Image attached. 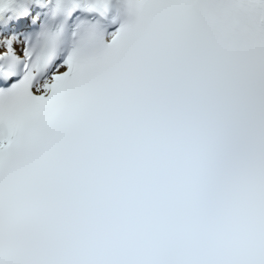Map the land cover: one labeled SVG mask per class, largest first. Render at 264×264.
<instances>
[{
  "label": "snow or ice",
  "instance_id": "6c2138e0",
  "mask_svg": "<svg viewBox=\"0 0 264 264\" xmlns=\"http://www.w3.org/2000/svg\"><path fill=\"white\" fill-rule=\"evenodd\" d=\"M0 264H264V0H0Z\"/></svg>",
  "mask_w": 264,
  "mask_h": 264
}]
</instances>
